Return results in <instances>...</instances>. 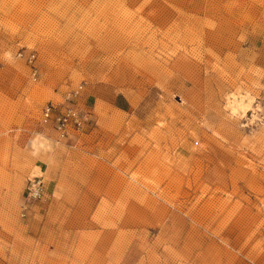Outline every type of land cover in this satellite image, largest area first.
Wrapping results in <instances>:
<instances>
[{
	"label": "rangeland",
	"instance_id": "374dc122",
	"mask_svg": "<svg viewBox=\"0 0 264 264\" xmlns=\"http://www.w3.org/2000/svg\"><path fill=\"white\" fill-rule=\"evenodd\" d=\"M263 31L264 0H0V264H264ZM78 85L68 143L41 113Z\"/></svg>",
	"mask_w": 264,
	"mask_h": 264
},
{
	"label": "built area",
	"instance_id": "2783aa9c",
	"mask_svg": "<svg viewBox=\"0 0 264 264\" xmlns=\"http://www.w3.org/2000/svg\"><path fill=\"white\" fill-rule=\"evenodd\" d=\"M264 38V31H263ZM19 55H22L21 53ZM35 58L34 53H29L26 59L32 65V76L35 79L36 69L32 62ZM82 89V85H78L66 92L64 102L70 104L61 107L55 106L52 103L45 104L42 108L41 120L43 123L52 125L59 139H65L69 133L74 130H80L82 124L87 121V114L74 107V99L78 97ZM263 118V117H262ZM44 182L40 175H33L28 178L26 187V200L25 203L38 200L44 196ZM26 206H23L25 208Z\"/></svg>",
	"mask_w": 264,
	"mask_h": 264
},
{
	"label": "crops",
	"instance_id": "0c3cea01",
	"mask_svg": "<svg viewBox=\"0 0 264 264\" xmlns=\"http://www.w3.org/2000/svg\"><path fill=\"white\" fill-rule=\"evenodd\" d=\"M104 88H105V86H103V88H97V90H95L96 92H94V95L95 96H97V97H95V99H94V103L96 102V100L98 99V98H100L101 100H103V101H109V103L107 102L106 104H108V105H112V106H118L117 108H119V109H121V104L119 103V100H118V95H116L111 101L109 100V98H105V100L104 99H102L103 97H102V92L104 93L105 92V90H104ZM101 96V97H100ZM74 132L73 133H69L66 137H65V139H64V141L65 142H70V143H72L73 141H74Z\"/></svg>",
	"mask_w": 264,
	"mask_h": 264
}]
</instances>
